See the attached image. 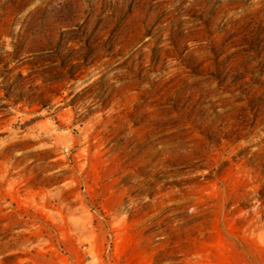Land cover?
Here are the masks:
<instances>
[{
	"label": "rangeland",
	"instance_id": "1",
	"mask_svg": "<svg viewBox=\"0 0 264 264\" xmlns=\"http://www.w3.org/2000/svg\"><path fill=\"white\" fill-rule=\"evenodd\" d=\"M0 264H264V0H0Z\"/></svg>",
	"mask_w": 264,
	"mask_h": 264
}]
</instances>
